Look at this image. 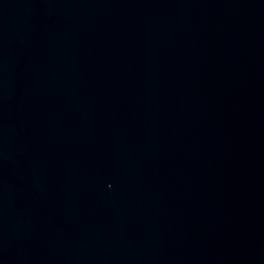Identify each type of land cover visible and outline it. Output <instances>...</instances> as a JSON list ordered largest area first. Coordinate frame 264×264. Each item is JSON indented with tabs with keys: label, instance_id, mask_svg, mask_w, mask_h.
Here are the masks:
<instances>
[{
	"label": "water",
	"instance_id": "1",
	"mask_svg": "<svg viewBox=\"0 0 264 264\" xmlns=\"http://www.w3.org/2000/svg\"><path fill=\"white\" fill-rule=\"evenodd\" d=\"M0 264H264V0H0Z\"/></svg>",
	"mask_w": 264,
	"mask_h": 264
}]
</instances>
